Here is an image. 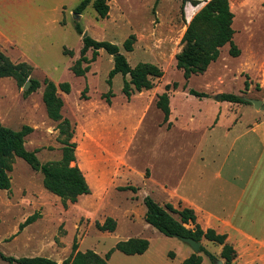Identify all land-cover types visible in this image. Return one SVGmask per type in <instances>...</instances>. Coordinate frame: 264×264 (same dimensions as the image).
<instances>
[{
    "label": "rangeland",
    "instance_id": "rangeland-1",
    "mask_svg": "<svg viewBox=\"0 0 264 264\" xmlns=\"http://www.w3.org/2000/svg\"><path fill=\"white\" fill-rule=\"evenodd\" d=\"M79 1L0 0V51L14 63L27 62L31 67L29 79L40 82L38 88L26 92L24 85L18 86L14 78L0 77V122L12 129L30 126L32 131L25 137V147L28 150L37 149L36 156L41 163L60 159L62 144L58 141V121L50 119L46 113L42 101V81L48 78L56 84L68 82L70 91L66 95L58 91L65 101L62 112L63 116L71 117L77 128V143L81 141L86 148V152L83 150L81 155L79 153L76 161L92 184L90 194L79 197L75 202L67 200L63 203L57 195L44 188L40 171L32 169L22 158L14 157L9 172L10 189H0V252L14 257L45 256L61 262L70 254L74 237L78 250L91 249L101 256L119 240L143 237L149 241L146 255H125L116 250L108 264H181L183 255L187 251L192 252L190 245L177 237L166 236L149 225L143 214L145 205L141 191L132 193L121 190L120 186H138L136 181L139 178L133 177L136 167L144 175L145 172L150 175L149 161L156 168L158 165L173 167L176 156L172 155V150H178L183 144L190 148L187 153L191 154L190 172H193V176L204 175L205 178L209 177L207 183L213 184L218 182L213 179L215 170H220L224 178L228 168L239 172L237 177L245 190V197L238 225L254 235H264V142L257 138V151H254L246 142L248 136H255L254 133L246 136L240 134L245 127L244 122L250 120L249 115L244 112L245 117L240 118L241 121L232 123L230 119L234 111H228L214 132L210 131L213 140L202 141L205 143L203 151L199 154L193 148L211 119L215 106L212 98L217 94L227 92L251 99L262 98L256 87L244 88L238 59L228 53V44L220 48L218 58L205 71L193 74L188 79L176 67L175 55L182 49L181 38L186 23L203 2L193 6L187 1L182 10V0H109L108 16L101 18L90 4L81 14H75L73 8ZM75 22L81 25L82 35L75 31ZM234 28H238L237 22ZM131 33L135 34L136 42L133 50L126 52L122 43ZM84 34L117 44L131 66L146 61L157 64L164 72L161 79H157L160 92L167 83H178L176 89L171 88L175 91L169 93L172 112H176L173 115L174 132L168 136L161 135L166 130V124L155 123L162 117L157 109V116H152L153 122L148 126L150 118L147 117L139 130L140 133L145 125L149 127L151 138L148 142L135 139L128 152L120 149L119 154L115 153V144L114 148L109 146L107 151H95V124L84 118L78 122L72 117L76 102L84 99L80 94L86 81L71 70L79 56ZM234 40L239 41L240 38L237 36ZM64 50L73 54H65ZM86 55L91 56V49ZM112 58L104 49L99 50L87 71L90 89L85 94L101 97L100 93L111 88L115 102L120 103L126 100L121 91L122 75L116 74L111 86L106 83L108 71L113 66ZM191 88L208 93L209 99L188 94ZM221 102L224 104L228 101ZM225 110L222 105L221 111ZM191 114L194 119L189 122L187 116ZM227 126L230 130L225 135ZM171 147V151H168ZM180 158H185L183 152ZM100 171L104 175L103 192L96 193ZM145 189L152 193L146 195L154 200L165 196L162 190L151 185ZM35 212L39 213V217L19 229V225ZM107 216L116 219L115 230L99 231L95 221L102 222ZM205 247L218 257V244L206 241ZM168 252H172L173 257L168 256ZM201 255L202 264H216L206 254L201 252ZM0 264L9 263L0 257Z\"/></svg>",
    "mask_w": 264,
    "mask_h": 264
},
{
    "label": "trees",
    "instance_id": "trees-1",
    "mask_svg": "<svg viewBox=\"0 0 264 264\" xmlns=\"http://www.w3.org/2000/svg\"><path fill=\"white\" fill-rule=\"evenodd\" d=\"M189 1L193 6L203 2V5L186 23V29L181 38L182 49L175 55V65L181 69L185 79L191 75L201 73L206 70L209 64L215 61L219 54L220 48L228 44V53L237 57L240 54L239 47L234 43V28L232 26L234 14L230 8L229 0H182V10L185 2ZM101 18H105L109 13V0H80L73 8L75 14H81L88 5ZM75 31L82 35L83 29L79 22H75ZM82 45L79 49V56L71 66L72 72L77 76H83L90 68V63L96 59L99 50L104 49L108 54L113 56V66L108 71L106 83L111 86L112 78L120 73L123 77L121 91L126 98L134 92L153 87L154 79L163 75V70L152 62H138L131 66L120 47L107 40H97L86 34L81 38ZM136 42L135 34L131 33L123 41L122 48L130 52ZM91 49V56L86 55ZM65 54L71 51H63ZM84 64V65H83ZM31 67L25 62H12L7 55L0 51V77H12L18 86H22L29 79ZM30 86L26 92H31L40 86L36 79H29ZM42 101L45 106L48 117L58 121V141L62 144L61 157L55 161L41 163L36 156L37 149L28 150L25 147V137L32 131L28 125H23L20 129H12L0 122V189H10L11 178L9 172L12 169L14 157H20L25 160L32 169L42 173V183L44 188L49 192L57 195L63 203L65 201L75 202L79 195L90 193V187L76 163L75 148L76 142L73 140L75 127L74 124L61 114L63 100L58 95V89L68 93L70 84L68 82L54 83L48 78L42 81ZM177 82L167 83L165 90L157 95L156 107L163 112V123L168 122L170 113L169 107V89H176ZM249 82L244 80V88L247 90ZM257 87V86H256ZM88 86L82 89L81 98H87L85 92ZM188 92L197 97L206 96L205 92L189 89ZM111 88L102 97L110 102L113 96ZM243 95L235 93H222L221 100L232 103H249L243 98ZM170 123L167 124L169 127ZM121 190L137 191L133 185L120 186ZM143 204L146 207L144 218L145 221L166 236L190 237L196 241L206 239L213 243L221 245L220 257L224 259V264H230L236 257V250L232 244L226 241V234L217 233L212 228L204 230L197 222L194 210L188 207L176 208L173 204L166 202L160 204L151 196L143 197ZM39 213L35 212L29 215L20 225L22 229L25 225L35 221ZM190 224V227L187 225ZM116 220L107 216L105 219L95 221V227L99 231L115 230ZM149 247V241L143 237H129L125 240H119L113 247L105 252L103 256L94 250H78V242L74 237L71 244L70 254L61 262L45 256H8L0 252V257L9 264H108V260L114 251H119L126 255L142 254ZM206 254L212 261L217 257L208 251L202 244L198 253H191L182 260L181 264H202V255ZM168 256L173 257L172 252Z\"/></svg>",
    "mask_w": 264,
    "mask_h": 264
},
{
    "label": "crops",
    "instance_id": "crops-1",
    "mask_svg": "<svg viewBox=\"0 0 264 264\" xmlns=\"http://www.w3.org/2000/svg\"><path fill=\"white\" fill-rule=\"evenodd\" d=\"M229 3L234 14L232 23L233 28L236 22L238 24V28H234L235 32L233 41L240 49V54L237 56L240 66L239 71L241 72L244 80L247 79L249 82V88L257 86L256 88L259 90L258 92L262 94L261 100L264 101V0H229ZM237 36L240 38L239 41L234 40V37ZM84 75L82 77L86 81L88 89H90V79L87 77V72ZM157 79L159 78L154 79L152 88L134 92L129 99L124 96L126 100L120 101V103L115 102L114 95L110 97V102H107L104 97L101 96V98L98 95L92 97V94L90 96L87 95V98L76 102L72 117L78 122L80 118L81 120L84 118L89 122L94 123L96 126L97 137L94 138L96 147L95 151L96 149H104L107 151L109 150V146L114 148L113 145L115 144L117 150L115 153L117 154L120 149L128 152L131 143L134 142L135 139L138 141L143 139L141 142H148V139L151 138L148 126L153 122L152 116L154 115V118L157 116L158 110L162 113V117L155 123H163V112L156 107L155 103L157 95L162 93L165 88L160 92L157 87ZM174 91L175 90L169 89L168 93L171 94ZM105 92L106 91L102 93ZM63 93L66 95L65 92ZM102 93H100V95H102ZM187 93L190 94L188 91ZM222 93L225 92H221L220 94ZM205 94L206 96L203 97H195L199 99L208 98L209 94L206 92ZM186 97L188 96L186 95ZM61 98L63 100V106L61 109V114L63 116L62 111L65 106V101L63 97ZM212 99L215 106L212 108L211 119L206 125V128H204L203 134L200 135L201 138H199L198 143H196L194 147L192 146L196 153L200 154L203 151L205 143L202 141H207L208 139L213 140L211 136L214 129L217 127L218 123L221 122L222 118L226 116L228 111H234L230 119V122L232 123L237 122L240 118L242 120V118L245 117V113L249 115L250 120L244 122L245 127L240 134L246 136L254 133L255 136H248V139L246 138V142L249 144L251 149L257 151V138L258 140L264 142V111L255 109L251 103H232L228 101L227 103L221 104V97L220 99H216L214 97ZM222 105L226 109L224 112L221 111ZM231 106H235L236 108L233 109ZM169 107L170 113L168 122L163 123L166 124V130L161 132V135L163 136H168V134H171L172 131L174 132L173 115H175L176 112L175 114L172 112L170 96ZM241 110H243V112H241ZM63 117H66L71 121L70 116ZM147 117L150 118V121L148 120V126L145 125L146 128L144 127L145 129L143 128V130L139 133V130L142 129V125L146 121ZM193 119L192 114L187 116V121L192 122ZM168 123H170L169 127L167 126ZM73 124L75 127L73 140L76 142L75 157L77 160L79 153L81 155L83 150L86 152V148L83 146L81 141L80 143H77V128L74 122ZM126 128L127 130L125 133ZM226 129L224 130V134L228 135L230 127L227 126ZM210 131L212 133H210ZM171 149L172 147L169 148L168 151H171ZM189 149L190 148L187 144H183V146H180L178 150L176 148V151L173 148L172 155L174 157L176 156V158L174 160L173 167L170 168L163 167V165H158V168H156V166L154 167V164L152 165V162L149 161L148 167H150V175H146V172L144 175V173L140 172L138 167H136L137 171L133 177L139 178L138 181H136L139 184L138 186L133 184L127 185L136 186L137 191H141L142 193V200L147 193L152 195L150 192L151 188H149L150 191L145 189L147 185L158 188L162 190L165 195L163 198L155 199L158 203L159 201L161 202L160 204L169 202L176 208H191L194 210L196 215V222L204 230L212 228L217 233L226 234V241L232 244L236 250V257L230 264H264V235H254V233L247 231L238 225V223H240L239 213L243 206L245 197V190L242 184L238 181L239 178L237 177V175H240L239 172H233L234 169L228 168L225 173L226 177L224 178V175L220 170H215L213 179L218 182L209 184L207 183L209 177L205 178L204 175L199 176L198 174L193 176V172H190L191 158L189 159V156L191 154L187 153ZM182 152L185 154V158H180ZM158 161H161L160 158H158ZM78 166L84 174L91 192L92 184L89 177L85 174L81 165L78 164ZM162 171H164L163 175L161 174ZM189 174L190 180H188ZM98 176L96 193H102V184L104 180L103 172L100 171ZM131 192L136 193L133 191ZM88 194L79 195L78 198ZM143 214H145V211ZM206 241L208 240L203 239L200 241L204 247ZM219 246L220 248L217 259L222 260L224 264V259L219 255L221 245ZM146 251L137 255H146ZM192 252L188 253L187 251L183 255L180 262H182V260L188 257Z\"/></svg>",
    "mask_w": 264,
    "mask_h": 264
},
{
    "label": "water",
    "instance_id": "water-1",
    "mask_svg": "<svg viewBox=\"0 0 264 264\" xmlns=\"http://www.w3.org/2000/svg\"><path fill=\"white\" fill-rule=\"evenodd\" d=\"M85 35L86 34H84L83 36H85ZM29 85H30V80H27L24 84V88L28 89ZM220 97H221V94L219 93L216 95L215 98L220 99ZM243 98L245 100H247L249 103H251L255 109L264 111V101L259 100V99H251V98H247V97H243ZM178 239L181 240L182 242L189 244L193 253L199 252V248L201 245L200 241H196L190 237H183V236H179ZM216 264H223V262H222V260L217 259Z\"/></svg>",
    "mask_w": 264,
    "mask_h": 264
}]
</instances>
